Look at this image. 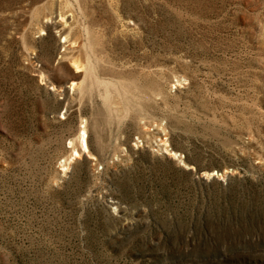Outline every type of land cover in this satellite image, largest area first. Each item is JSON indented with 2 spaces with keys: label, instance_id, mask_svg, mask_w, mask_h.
Returning <instances> with one entry per match:
<instances>
[{
  "label": "rangeland",
  "instance_id": "rangeland-1",
  "mask_svg": "<svg viewBox=\"0 0 264 264\" xmlns=\"http://www.w3.org/2000/svg\"><path fill=\"white\" fill-rule=\"evenodd\" d=\"M0 264H264V0H0Z\"/></svg>",
  "mask_w": 264,
  "mask_h": 264
},
{
  "label": "bare ground",
  "instance_id": "bare-ground-1",
  "mask_svg": "<svg viewBox=\"0 0 264 264\" xmlns=\"http://www.w3.org/2000/svg\"><path fill=\"white\" fill-rule=\"evenodd\" d=\"M76 65V64H75ZM77 66V65H76ZM77 68V67H76ZM78 69V68H77ZM75 81V80H74ZM74 81H71V83L72 84H75V82ZM81 136V139H82V142H84V148H83V151H85V152H87V147H86V143H85V139H84V137H85V131L84 130H82V132H81V134H80ZM166 143V142H165ZM83 144V143H82ZM83 146V145H82ZM79 157L80 155H79V153L77 152V151H75L74 152V157ZM69 163V162H68Z\"/></svg>",
  "mask_w": 264,
  "mask_h": 264
}]
</instances>
